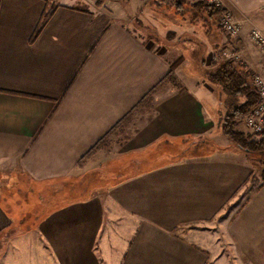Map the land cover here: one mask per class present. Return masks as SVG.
Wrapping results in <instances>:
<instances>
[{"label": "crops", "instance_id": "0c3cea01", "mask_svg": "<svg viewBox=\"0 0 264 264\" xmlns=\"http://www.w3.org/2000/svg\"><path fill=\"white\" fill-rule=\"evenodd\" d=\"M82 1L0 0V264H264V182L241 149L203 150L208 87L179 70L201 54L166 45L209 52L204 28L173 2ZM224 4L239 37L264 28V0Z\"/></svg>", "mask_w": 264, "mask_h": 264}, {"label": "rangeland", "instance_id": "374dc122", "mask_svg": "<svg viewBox=\"0 0 264 264\" xmlns=\"http://www.w3.org/2000/svg\"><path fill=\"white\" fill-rule=\"evenodd\" d=\"M58 1H64V0H56ZM96 1H104L103 4L106 2V0H84L82 1L84 4H88L89 2ZM164 3H171L173 2V5L175 6V9H177V4L180 3L183 5V11L181 12L183 17H186V21L188 22H196L195 25L199 28H204L203 31L208 37H210V41L213 43L209 46L208 51H205V45L201 44L203 41H205L207 38L206 36L203 37H196L191 39H184L183 41L177 40L178 37L176 34L171 33L168 34L167 38L168 41L166 42L167 46H170L171 51H175V56L181 57V54L179 50H182L181 48L186 47L184 52L182 54H185L187 58L188 55H190L191 49L195 48L196 54H201L202 64L200 62L199 67L196 66V63L192 60V57L196 58L195 56H190V59L185 63L180 61V72H182V66H184L185 74L192 80L199 81L203 83L204 85L208 87V89H202V92L204 91V103L205 105L209 106L211 110L213 111L214 117L216 118V129L210 136H208V141L206 142V146L203 148V150L213 151L216 150L217 147L223 148V149H235L237 150L238 147L229 141L228 138L223 139L224 134V125L228 121L227 117L229 113L232 112L236 107L241 105L246 101L245 97H240L238 99L229 98L223 91L215 84L210 83V81L207 79V73L213 69H216L219 64L225 62V61H233L235 63V66H237L238 69L247 72L249 75L250 80H253V76L259 72H261L264 68V60L261 57L263 55V52L261 49L254 44V42L251 40L250 32L253 28H258L264 33V28L261 27L258 23L252 24L251 29L248 30V34L242 35L241 37H238L236 39H228L226 35L217 30L216 23L214 22V18H211L203 11H200L196 7H193L196 3H203L204 5L207 4L204 0H198L196 2L187 4L185 0H160ZM124 2V1H123ZM127 3V2H124ZM98 6V5H97ZM204 9V8H203ZM224 10L230 11L234 17L233 11L229 9L224 4ZM178 10V9H177ZM180 13V12H179ZM235 18V17H234ZM260 22L264 25V16L261 15ZM218 20V19H217ZM237 20V19H236ZM238 21V20H237ZM206 22L209 25H212L211 31L209 30L210 34H208V27L205 26ZM206 27V28H205ZM140 35L146 40H163L165 41V38L160 37L159 35L154 32V30H148L145 29L143 26L140 30H137ZM205 37V38H204ZM223 38V39H222ZM180 42V43H178ZM193 43V45H190L189 43ZM175 44V45H174ZM195 44V45H194ZM197 50V51H196ZM264 57V55H263ZM263 65V67H262ZM201 73V76H198V73ZM175 80V82L178 85L180 84L179 79L173 74L171 76ZM147 104H145L146 106ZM144 105H141L130 117L127 119L124 124H122L117 131H115L112 135V138H118L120 136H123L125 132H127L128 128H133V120L136 119V117L140 114V112L143 110ZM237 123L235 124L236 130L243 132L247 137L251 135V139L253 140H260L261 137L252 135L247 127L245 126L244 119L236 120ZM124 127H127L125 130ZM224 134V135H223ZM247 154V152L243 151ZM249 157L252 159L253 164L257 167V176H258V184H262L264 182V151L258 152V153H248Z\"/></svg>", "mask_w": 264, "mask_h": 264}, {"label": "trees", "instance_id": "16d2710c", "mask_svg": "<svg viewBox=\"0 0 264 264\" xmlns=\"http://www.w3.org/2000/svg\"><path fill=\"white\" fill-rule=\"evenodd\" d=\"M129 2L130 0H122ZM104 1H97L98 6H102ZM178 11L181 13L184 9L183 5L178 3ZM200 11L208 14L209 17L214 18V22H217L218 17L223 13V9L216 8L209 4L196 3L193 5ZM204 8V9H203ZM207 79L210 83L217 85L223 93L229 98L245 97L246 101L232 110L228 115V121L224 125V133L227 138L234 143L239 149L247 153H258L264 151V137L256 141L251 139V135L248 137L238 130H236V120L245 119L250 111L260 102V97L257 89L251 81L247 72H244L235 66L233 61H225L216 69H213L207 73ZM170 80L176 83L170 76Z\"/></svg>", "mask_w": 264, "mask_h": 264}, {"label": "built area", "instance_id": "2783aa9c", "mask_svg": "<svg viewBox=\"0 0 264 264\" xmlns=\"http://www.w3.org/2000/svg\"><path fill=\"white\" fill-rule=\"evenodd\" d=\"M216 8H224V0H204ZM218 26L228 39H236L242 34V24L237 21L230 11L224 10L218 17ZM251 40L258 46L264 55V33L256 28L250 32ZM253 84L258 91L260 102L244 119L248 131L258 137H264V68L253 76Z\"/></svg>", "mask_w": 264, "mask_h": 264}]
</instances>
